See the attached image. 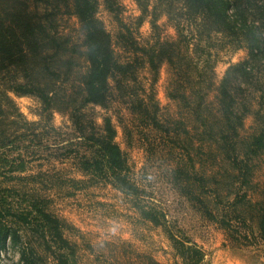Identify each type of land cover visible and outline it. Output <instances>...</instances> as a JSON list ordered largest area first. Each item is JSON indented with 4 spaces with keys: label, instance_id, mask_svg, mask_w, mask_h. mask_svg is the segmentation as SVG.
Here are the masks:
<instances>
[{
    "label": "rangeland",
    "instance_id": "rangeland-1",
    "mask_svg": "<svg viewBox=\"0 0 264 264\" xmlns=\"http://www.w3.org/2000/svg\"><path fill=\"white\" fill-rule=\"evenodd\" d=\"M24 1L57 40L38 45L32 74L0 72L12 99L1 102L0 206L17 230L0 263L180 264L172 231L204 248L203 264H264V0H233L231 24L187 0H98L116 56L138 65L110 78L105 105L84 94L74 0ZM175 40L173 62L154 72L139 47ZM224 79L233 112H221ZM106 118L127 159L124 188L96 143Z\"/></svg>",
    "mask_w": 264,
    "mask_h": 264
},
{
    "label": "trees",
    "instance_id": "trees-1",
    "mask_svg": "<svg viewBox=\"0 0 264 264\" xmlns=\"http://www.w3.org/2000/svg\"><path fill=\"white\" fill-rule=\"evenodd\" d=\"M189 8L192 10H199L200 12L209 15L218 16L219 20L231 24L234 17H227L228 5L237 7L236 1L231 0H187ZM98 0H74L75 11L82 22L86 34L87 45V59L89 67L84 76V94L88 101L100 103L105 105L109 99L110 78L117 77V73L122 72L133 76L134 70L137 68L133 66L134 60L127 59L121 61L115 54V41L113 34L106 28L104 22L97 16ZM231 4V5H230ZM20 5H25L24 0H0V72L10 69L12 66L18 65L20 68L28 67L30 74L35 69V64L38 62L37 55L42 52L38 50L39 47L51 48L54 47L53 41L57 40L56 35L46 31L43 23L33 21L32 16L29 15L27 8L22 9ZM223 10L221 15L219 10ZM218 13L219 15H217ZM233 18V19H232ZM38 27V32L36 30ZM37 32V33H36ZM38 34L41 35L42 41L38 39ZM43 34L45 40L43 38ZM160 42V41H158ZM162 47H161V46ZM157 46L151 45L150 49L146 47H139L144 51L151 69L157 72L159 65L163 61L173 62L176 49L180 46L177 41H165ZM168 45L169 48H165ZM250 55L255 57L254 47L251 46ZM193 63V62H192ZM197 64V63H196ZM143 66L142 64L140 67ZM21 68V69H22ZM27 69V68H26ZM23 70V69H22ZM133 72V73H132ZM38 90L41 92L40 97L50 106L49 91L40 87L43 83H38ZM14 90H19L23 93H34L36 90L31 89H17L15 86H10ZM8 88H0V113L2 112L1 102L5 98L10 99L7 93ZM5 91V92H2ZM219 104L221 112H233L232 107L235 103L231 92L227 89L226 79L220 85ZM204 94H201V98ZM199 96V97H200ZM235 128H238L236 126ZM104 133H100L97 146L107 156L108 163L113 170H115L114 180L123 188L129 185L126 176L122 173L127 164L123 151L119 144L115 141L116 129L110 118L105 119ZM83 131L80 130V133ZM96 139L97 137L93 135ZM47 214V213H46ZM155 222L161 223L159 217L149 215ZM262 227L264 228V218ZM17 234L14 229L9 213L0 206V246L4 244L8 237ZM169 238L172 242L176 254L181 259L180 264H203L206 258L204 248L196 241L192 240L186 235L179 236L169 231ZM1 264V263H0ZM26 264H34L26 261ZM157 264H160L157 262Z\"/></svg>",
    "mask_w": 264,
    "mask_h": 264
}]
</instances>
